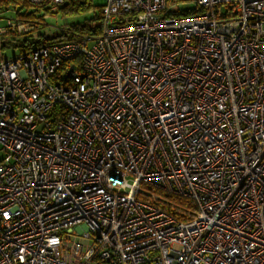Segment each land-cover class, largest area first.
<instances>
[{"label": "built area", "instance_id": "1", "mask_svg": "<svg viewBox=\"0 0 264 264\" xmlns=\"http://www.w3.org/2000/svg\"><path fill=\"white\" fill-rule=\"evenodd\" d=\"M192 2L0 51V264H264V0Z\"/></svg>", "mask_w": 264, "mask_h": 264}, {"label": "trees", "instance_id": "2", "mask_svg": "<svg viewBox=\"0 0 264 264\" xmlns=\"http://www.w3.org/2000/svg\"><path fill=\"white\" fill-rule=\"evenodd\" d=\"M168 1H169L168 6L171 7L174 3L184 2L188 0H168ZM33 6L43 7V6L33 5L32 3L29 2V0H0V15L2 12L11 9L15 12L17 18L33 23L35 25V31H36L37 23L31 21V19L34 18L38 19V17H36L35 15V11H26V12L21 11L24 8H30ZM102 7L103 5L97 4L95 0H64V4L61 7H59V9L56 12H51L49 9H44L45 10L44 14L54 15L57 13H61L66 17L76 18L77 20L76 22L66 25L63 31H57L51 36L37 35L35 40H29L25 38L23 39V41L18 42L16 41L15 38H12L11 40L13 42L12 46L20 47L22 50L21 53H23L30 48L39 47L47 43L66 41V40H79L85 36L99 35L102 26ZM195 14H198L197 10L169 12L170 16H175V17H187ZM6 41L7 39L3 42H0V51L5 49ZM63 81H68V79L64 77Z\"/></svg>", "mask_w": 264, "mask_h": 264}, {"label": "rangeland", "instance_id": "3", "mask_svg": "<svg viewBox=\"0 0 264 264\" xmlns=\"http://www.w3.org/2000/svg\"><path fill=\"white\" fill-rule=\"evenodd\" d=\"M97 4L99 5H104L105 0H95ZM47 8L43 7H30V8H24L21 11L26 12V11H35L36 17L38 19H31L32 22L37 23L36 27L37 30L35 33L29 36H24V37H17L15 38L16 41H23V39L27 38L29 40H35L37 35H47L51 36L57 31H63L66 25L72 24L73 22H76V18L73 17H66L62 15L61 13H57L54 15H45V10ZM171 11H187V10H196L195 4L192 2V0L184 1V2H179V3H174L170 7ZM1 18H12L16 19L17 16L15 12L11 9L8 11L2 12L1 13ZM40 18V19H39ZM12 37H9L7 41L5 42L6 47L5 49L2 50L3 54L7 58H15L21 53V48L20 47H14L12 46L13 42L11 41ZM4 157V153L2 150V146L0 145V160H2Z\"/></svg>", "mask_w": 264, "mask_h": 264}, {"label": "water", "instance_id": "4", "mask_svg": "<svg viewBox=\"0 0 264 264\" xmlns=\"http://www.w3.org/2000/svg\"><path fill=\"white\" fill-rule=\"evenodd\" d=\"M74 71L73 67H71V69L69 70L68 74H67V77L70 76V74Z\"/></svg>", "mask_w": 264, "mask_h": 264}]
</instances>
